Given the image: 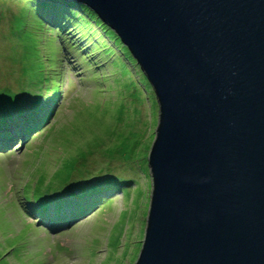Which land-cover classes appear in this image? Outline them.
Instances as JSON below:
<instances>
[{
    "label": "water",
    "instance_id": "water-1",
    "mask_svg": "<svg viewBox=\"0 0 264 264\" xmlns=\"http://www.w3.org/2000/svg\"><path fill=\"white\" fill-rule=\"evenodd\" d=\"M111 29L158 107L133 264H264V0H67Z\"/></svg>",
    "mask_w": 264,
    "mask_h": 264
},
{
    "label": "rangeland",
    "instance_id": "rangeland-1",
    "mask_svg": "<svg viewBox=\"0 0 264 264\" xmlns=\"http://www.w3.org/2000/svg\"><path fill=\"white\" fill-rule=\"evenodd\" d=\"M26 4L0 0V90L18 94L31 69L30 93L40 86L56 102L26 137L20 125L14 132L23 119L13 114L10 139H0V264H133L150 202L154 92L128 50L96 22L75 19L80 26L70 30L40 10L39 24ZM113 177L115 189L98 198L81 187ZM77 201L91 208L68 227L35 210L48 215L55 210L44 203H66L68 216Z\"/></svg>",
    "mask_w": 264,
    "mask_h": 264
},
{
    "label": "trees",
    "instance_id": "trees-1",
    "mask_svg": "<svg viewBox=\"0 0 264 264\" xmlns=\"http://www.w3.org/2000/svg\"><path fill=\"white\" fill-rule=\"evenodd\" d=\"M22 1H27L28 4L27 7H33L37 12V15L40 10H46L47 12H42L44 14H49L51 17L54 16L53 18L56 19L59 23L60 26H65L68 27V25H71L68 27V29L72 30L74 27L80 26L79 23L73 21L75 19H78L81 22L87 23V19H91L93 22H96L98 27H101V29L104 30L105 34L111 38L114 39L115 41H120L118 37L114 34V32L109 29L107 26H105L102 21L97 18V16L91 12L88 8L85 6H81L79 4H76L75 2H65V1H60V0H22ZM42 8V9H41ZM85 16L87 19H85ZM39 24H43V15L42 17H39V15L36 17ZM90 29V28H89ZM122 44V43H121ZM122 50L125 49V47L122 44ZM125 51V50H124ZM23 77V82H26V86L23 85V88L21 91L18 92H13L10 89H1L0 90V107L3 109V111L0 110V139H2L5 135L10 138L9 130H7V124L10 119L13 118V114H17V117H20L23 119L21 122L17 123L14 132L19 135L20 132L17 130L18 125L21 126L24 136L26 137L28 133L35 131V128L39 127L41 124H45V121L48 119L47 116L50 114L51 109L48 107V102L53 104L50 101L49 96H43L41 95V90L42 88L39 86L37 88L38 93L34 94V91L30 93V87L34 86V80H35V73L31 69L26 71L25 73H22L21 75ZM23 84V83H22ZM21 84V85H22ZM28 86V88H27ZM43 91V90H42ZM47 93V91H46ZM41 95V96H40ZM33 97V100L30 99ZM56 99V98H55ZM5 106H9L11 108V111L5 108ZM5 111V112H4ZM8 118L9 120H5ZM12 133V132H11ZM22 138V136H21ZM91 146H89L90 148ZM114 177L105 179L104 182H102V186H93L89 187L88 186H81L83 189L86 190L88 189V194H90V197H92L95 194V198L98 195V193L104 191H113L115 187L117 186L116 183L114 182ZM106 189V190H105ZM90 190V191H89ZM86 195V196H87ZM81 200L80 202L85 198L84 196L81 195ZM93 198V197H92ZM91 198V199H92ZM95 198L93 201H95ZM46 207L52 206L55 209L56 215H53L52 217L47 216L45 217L46 220H55L56 222H59L58 225L61 226L62 224H69L73 222L74 219L80 217L84 212L88 211L91 207L87 206H82L80 205L79 201L76 202L77 206L74 205L70 209V212L68 211L67 213L69 214L68 216H65L64 214V207L66 206V203H59L58 205H54L51 203H44ZM50 205V206H49ZM37 210L36 213H40V209H35ZM58 227V226H57Z\"/></svg>",
    "mask_w": 264,
    "mask_h": 264
},
{
    "label": "bare ground",
    "instance_id": "bare-ground-1",
    "mask_svg": "<svg viewBox=\"0 0 264 264\" xmlns=\"http://www.w3.org/2000/svg\"><path fill=\"white\" fill-rule=\"evenodd\" d=\"M125 47V46H124ZM137 63V62H136ZM143 72V71H142ZM6 136V135H5ZM10 139V138H9ZM8 143V142H7Z\"/></svg>",
    "mask_w": 264,
    "mask_h": 264
}]
</instances>
